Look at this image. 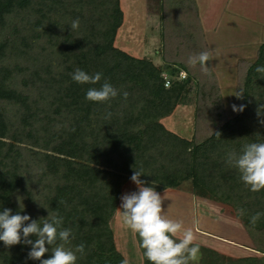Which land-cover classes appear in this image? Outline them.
I'll list each match as a JSON object with an SVG mask.
<instances>
[{"label":"trees","instance_id":"trees-1","mask_svg":"<svg viewBox=\"0 0 264 264\" xmlns=\"http://www.w3.org/2000/svg\"><path fill=\"white\" fill-rule=\"evenodd\" d=\"M163 15L157 65L115 45L124 21L120 0H0V210L15 213L21 203L22 214L34 219L58 213L73 230L71 244L86 245L77 264H120L125 257L111 221L123 185L143 169L141 179L156 191L190 181L194 195L230 205L261 253L231 257L202 246L205 264H264V216L250 222L264 212V189L251 191L226 162L229 151L264 140V77L256 72L264 65V41L254 60L239 61L236 105L245 107L228 117L197 12L165 5ZM201 52L209 54L203 67L188 63ZM76 68L102 72L100 83L107 80L120 94L86 100V90L100 83L73 81ZM189 103L190 138L162 122ZM29 248L0 241V264H40L27 259ZM140 249L143 264H151Z\"/></svg>","mask_w":264,"mask_h":264},{"label":"clouds","instance_id":"clouds-1","mask_svg":"<svg viewBox=\"0 0 264 264\" xmlns=\"http://www.w3.org/2000/svg\"><path fill=\"white\" fill-rule=\"evenodd\" d=\"M69 25L72 31L78 29L79 19ZM208 59V52H201L190 56L188 63L195 65L199 62L203 67ZM204 70L207 71L206 68ZM256 72L264 77V65L257 66ZM102 77V72L89 73L81 68H76L71 74L73 81L89 85L100 83ZM118 94L120 91L117 87L104 80L99 87H89L85 99L101 103ZM122 94L125 97L128 95L127 92ZM235 95L239 98L241 93L235 92ZM244 107L232 105L233 111H243ZM226 162L239 172L240 179L251 191L264 189V140L245 143L239 151H229ZM144 173L143 169L136 168L130 179L138 190L120 197L123 223L138 235L143 255L151 264H196L200 258V245L194 243L193 230L186 228L183 221L171 219L165 214L162 206L165 196L141 179ZM23 208L20 203V210L15 213L11 208L0 210V241L5 246H30L27 259L39 260L40 264H77L78 258L86 254L85 243L71 244L73 230L63 227V216L49 211L46 219H34L30 214H22ZM261 216H264V212L255 213L250 222L255 224ZM45 253L51 255L42 259ZM120 264H129L127 257Z\"/></svg>","mask_w":264,"mask_h":264},{"label":"rangeland","instance_id":"rangeland-1","mask_svg":"<svg viewBox=\"0 0 264 264\" xmlns=\"http://www.w3.org/2000/svg\"><path fill=\"white\" fill-rule=\"evenodd\" d=\"M125 10L127 11V6H129V12L133 13L128 18V22L132 21V25L134 29L128 31L123 27L120 29L118 33V44L125 43L131 46L128 47V51L132 54L138 55L139 57H150L156 63L162 62L160 54L161 46H162V28H163V13L164 6L168 5H176L182 6L184 4V8L188 9L191 12V15L195 14L197 11V7L195 6L194 0H124ZM190 8V9H189ZM196 21V20H195ZM198 23H200L201 27V19L198 15ZM245 24V23H244ZM247 28V29H246ZM244 31V35H238L234 33L237 29L233 24L230 23L228 18L223 19L222 30L223 33L220 35H212L210 39V43L216 47L217 46H225L224 48L215 49L214 52L210 51V60L212 64V69L217 75L218 83L220 85L221 93L223 95L225 110L228 117L233 115L232 105L236 104L237 96L235 92H238L239 86V61L240 60H249L252 61L257 56V46L264 41V31L263 34L251 35V30L249 27H246ZM203 29V27H202ZM212 40L214 42L212 43ZM234 40H238V45H235L232 42ZM239 43H246L243 47ZM143 46V48H142ZM231 46V47H230ZM236 46V47H232ZM159 50V52H158ZM195 95V85H192L190 89V97L192 98ZM184 108H180L176 111L172 117L169 119H164V124L167 127H172L176 129L179 133L184 136L192 137L194 133L195 127V108L192 104H185ZM138 190V186L131 180L127 179L126 183L123 185L122 194L130 193L132 191ZM168 190H175L177 192H185L193 197L191 198V205L193 203V207L196 208V204H207L208 206L213 207V212H211V216H213L215 221H220L222 225L225 227H221L223 230L220 235H225L226 237H233L235 240L245 241L248 240V231L246 228L235 221L232 220V216H236V213L230 205L217 202V201H200L198 196H195L191 191V182L186 181L181 189H165L162 191H157L161 194V196H165V199L162 202V206L165 210V214L175 220H180L179 218L182 216V211L179 210L178 213L176 210L177 204L174 201L182 198H175V200H168L171 196V193H165ZM179 196V195H178ZM173 201V202H172ZM193 201V202H192ZM121 204V199L118 203L117 211L111 221V226L114 230L115 242L118 250L127 257L129 264H143V256L142 251L138 245L135 234L132 233L130 229L123 223V210L119 209ZM221 206H226L225 210L220 212ZM194 208V209H195ZM231 211H228V209ZM189 209V208H188ZM192 208H190L191 210ZM191 212V211H190ZM194 214H188L185 217L184 226L186 228H191L193 233L195 232L193 229V225L190 226L192 222L196 227H199L200 220L198 219L197 212L194 211ZM193 216V218L189 216ZM232 215V216H231ZM230 216V217H229ZM188 218V219H186ZM181 221V220H180ZM213 223L212 218L208 220ZM202 222V220H201ZM206 222V221H205ZM216 223L214 222L210 225V231H216L218 228L216 227ZM214 228V230H212ZM195 241L194 243H198L200 245V258L196 264H205L209 261L207 260V249L202 247L203 245L199 242L198 237L194 233ZM197 239V240H196ZM235 243V242H234ZM229 246V245H228ZM240 264H252L251 261H241Z\"/></svg>","mask_w":264,"mask_h":264},{"label":"crops","instance_id":"crops-1","mask_svg":"<svg viewBox=\"0 0 264 264\" xmlns=\"http://www.w3.org/2000/svg\"><path fill=\"white\" fill-rule=\"evenodd\" d=\"M120 1H121V7L124 12V21H123L122 26L119 28V31L123 27L125 28V30L130 31L134 29V26L132 25V21L128 22V18L131 15H133V13H131V15L128 16V14H130L129 6H127V11H128L127 13L123 5V3L127 4V2L125 3L124 0H120ZM179 1H182V0H179ZM194 2L196 4L195 6L197 7L196 9L199 12L198 15L201 19V24L203 27L202 30H203L204 37L207 42L208 48L211 51V55H212V51L214 52L215 49L225 47V46H220V45L219 46L216 45L215 47L209 42L212 35L217 36L223 33V30H222L223 19L228 18L230 20V23L233 24L235 28L237 29L236 31H234V33H237L238 35H244L243 33L246 27H249L251 29L249 30L251 31V35L263 34V31H264V0H194ZM234 41L235 42H232V43H234L235 45H238L237 43L238 40H234ZM213 42L214 40H212V43ZM239 44L241 45V47H243L246 43H239ZM115 45H117L118 47L126 51H128V47L129 48L131 47L129 46V44H127V42L123 44L122 43L118 44V34L115 40ZM259 46L260 44L257 46V49L259 48ZM232 47H236V46H232ZM159 55L161 56V54ZM135 56H138V55H135ZM161 60H162V57H161ZM162 63H163V60L159 64L158 63L156 64L160 65ZM184 106L186 105L185 104L178 105L175 111L170 116L162 119V122L164 121V119H168V118L170 119L176 111H178L180 108H184ZM168 128L182 135L176 129L172 127H168ZM168 189H174V188H168ZM168 191L169 192L165 191V193H171V195L169 194V196L171 197L168 199L170 200V202L171 200H175L176 197L182 198L181 200L177 199V201H174L177 204L176 210L174 211H176L177 213L179 210L182 211L181 213L183 214L179 219L183 221V223L185 221V217L188 214L190 213L194 214L193 213L194 211L197 212L198 219L200 220V225L199 227H196L195 224L191 222L190 226L193 225V229L195 231L194 233L198 237L199 239L198 241L201 242L203 246L214 249L222 254H225L231 257H246V256L261 255L260 252L254 249L255 244L250 235L247 238L248 240H245V241H239V240L233 239V237H226L225 235H220L221 232L223 231L220 228L225 227V226L222 225L220 221L218 220L215 221L213 216H211V212H213V207L208 206L207 204H200V205L196 204V208H195L193 207L194 206L193 203L192 205L190 203L191 201L190 197H193V196L186 194L185 192H177L175 190H168ZM198 198L200 201L211 200V199L203 198L200 196H198ZM206 201L205 203H207ZM211 201H214V200H211ZM190 208L192 209L190 210ZM225 208L226 206H221L220 212L224 211ZM227 209L228 211H231L229 210V208ZM189 217L193 218V216L191 215ZM210 218H212L213 223L215 222L217 225L216 227L218 228V230H216L215 232L207 229V228H210L209 226L213 224V223L211 224V222L208 221ZM232 220L244 227V225L242 224L241 220L237 217V215L236 216L233 215ZM212 230H214V228Z\"/></svg>","mask_w":264,"mask_h":264},{"label":"built area","instance_id":"built-area-1","mask_svg":"<svg viewBox=\"0 0 264 264\" xmlns=\"http://www.w3.org/2000/svg\"><path fill=\"white\" fill-rule=\"evenodd\" d=\"M186 75H187V74H186L185 71H181L179 77H180V78H185ZM163 76H164V78H165V86H169V85L171 84V80H170V78H169V75H168L166 72H164V73H163Z\"/></svg>","mask_w":264,"mask_h":264}]
</instances>
